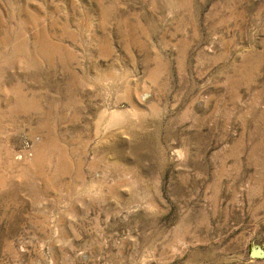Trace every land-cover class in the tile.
<instances>
[{"label": "rangeland", "instance_id": "obj_1", "mask_svg": "<svg viewBox=\"0 0 264 264\" xmlns=\"http://www.w3.org/2000/svg\"><path fill=\"white\" fill-rule=\"evenodd\" d=\"M254 246L264 0H0V264H264Z\"/></svg>", "mask_w": 264, "mask_h": 264}, {"label": "water", "instance_id": "obj_2", "mask_svg": "<svg viewBox=\"0 0 264 264\" xmlns=\"http://www.w3.org/2000/svg\"><path fill=\"white\" fill-rule=\"evenodd\" d=\"M251 259H264V246H254L249 252Z\"/></svg>", "mask_w": 264, "mask_h": 264}, {"label": "bare ground", "instance_id": "obj_3", "mask_svg": "<svg viewBox=\"0 0 264 264\" xmlns=\"http://www.w3.org/2000/svg\"><path fill=\"white\" fill-rule=\"evenodd\" d=\"M114 113L115 114H113L114 115V117L116 118V120H117V118L118 119H123V117H125V114H124V112L123 111H118V110H116V111H114ZM143 116V115H142ZM113 123H115V120H114V122ZM98 125V124H97Z\"/></svg>", "mask_w": 264, "mask_h": 264}]
</instances>
